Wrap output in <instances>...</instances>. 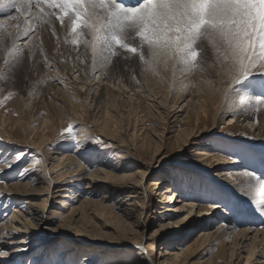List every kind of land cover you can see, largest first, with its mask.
<instances>
[{
  "label": "rangeland",
  "instance_id": "1",
  "mask_svg": "<svg viewBox=\"0 0 264 264\" xmlns=\"http://www.w3.org/2000/svg\"><path fill=\"white\" fill-rule=\"evenodd\" d=\"M36 16H38V13ZM35 25L36 27L40 25L46 26L49 29H52V27L57 28L59 33L57 34V41L60 39L59 45L61 47L58 51L50 49L51 51L48 53L52 56L55 54L58 63L61 62L60 64L71 67L74 62L71 58V53L81 47L75 48V45L71 43L72 35L64 33V29L67 30V27H62L54 16L50 19L47 16L43 19L39 18ZM34 32H31L29 37L24 40V45L20 46L21 51L16 54V59L7 63L8 66L4 67L5 69L1 68L0 70V130L4 132L6 138L8 136L11 137V141L14 143L12 145L13 148L8 150L7 146L4 145L5 143L1 141L3 140V135H0V160L17 152L24 153L23 159L16 164L17 167L14 166L11 169L0 172V181L8 182L7 185L4 183H0V185L7 187V189L16 186L17 192L15 194L17 203L14 206L10 205L11 207L5 208V204L0 203V225L10 217L11 211H15L16 216L23 217L28 222L27 226L32 228V225H34L37 229V234H34L31 239L35 242L28 244V246H33L32 252L21 259L9 258L11 262H5V264H23V262L30 264V259L35 256V253L40 254L42 257L39 259L38 264H78L81 263L82 256L94 254H99L98 256L96 255L97 259L94 260V264H114L115 261L131 257L135 251L134 245L141 243L145 237H147V244L144 245L147 264L150 261L157 264L159 253H164L161 249L173 250L175 247L191 244L197 239L200 232L211 234L218 225L217 223L206 224L204 219L209 218V216L203 213L198 216L199 214L195 212V209L190 213L188 210L186 211L189 208H186L184 212L180 210L178 213L176 209H179L188 200L192 199L198 206L213 202L216 194L227 198V193H229L231 200L228 204H225L226 199L220 201L221 208L215 209L214 212L224 216V211L222 210L228 209L230 214H234V217L239 218L238 216H241L242 212L251 209L249 204L246 205L244 200L235 196L234 193L219 188L214 180L221 175L228 176V173L235 174L245 170H255L258 175L264 176V143L254 138L248 141L238 139L239 132L235 120L221 113V107L217 113L212 105H209L207 108L209 112L207 124L203 123L200 125V130L205 129V132L199 134L196 138H191L186 145L182 146V141L176 142L173 137L176 130L182 128V122L178 123L177 120L180 119V114H182L181 117H184V113H176L178 109L172 110L164 125V122L159 119V115L161 116L164 111L163 107L166 112H169L168 106H163L160 103L162 109L155 107L153 110L149 107V104H154V106L159 104L161 99L160 97V99L155 97L156 95L154 94H158L157 90L150 88L149 82L154 81L156 79L155 74H158L160 81L163 83L160 87L164 88L168 82L167 75L169 74V68L166 65H171L173 61H168L167 63L159 62L155 65L154 71L147 70V66L140 59V52L143 51L147 58L148 48L142 44L134 32H129L126 42L136 46L138 48L137 53L132 54L123 49H117L118 55L112 57L111 62L105 68H114V74L112 75L114 82L120 81L121 84L126 86L131 84L130 87L139 86L142 88L137 89L135 94H133V92H129V89L122 88V85H119L121 87L120 91H116L110 86V93L106 96V100H108L107 109L117 122L118 129L114 134L105 136L97 132L96 121L99 117L94 114V110L92 112L91 109L86 114L81 109H77L78 115H76L74 109L65 99L61 97L48 99L44 86V70H42L43 73L38 72L34 67L37 59H35V56H37L36 53L39 50L40 42H38L39 44L35 43V45L31 42L28 46H25L35 35ZM83 38L91 40V35L87 33V30H85ZM10 39L8 38L9 41L6 40L4 48H8ZM19 43L21 44V42ZM82 46L89 59L90 57L92 58L91 48ZM203 49V55L197 58L194 66V68H199V70L214 65L213 50L207 41L204 42ZM6 50L0 52L1 58H5V55H8ZM17 56L19 57L17 58ZM37 57L40 58V55ZM11 58L7 59L10 60ZM85 59L87 60V56H85ZM84 61L82 60L81 62ZM178 66L180 65L176 64L173 68ZM125 70L131 71V76L126 75ZM169 98H164L166 104L171 101ZM173 115L177 116L176 118L178 119L174 120ZM69 125L74 127L80 140L87 141L86 146L75 148L73 146L74 142L66 138V133L64 137L61 136L63 130ZM141 125L144 126L142 131L137 134V137H135V134L133 137V130L136 132ZM37 128L40 129L38 133L36 132ZM26 137L35 139L43 137V143L35 149H29L26 146ZM91 137L101 138L105 142V146L93 144L89 139ZM156 144L158 148L162 147L158 149L157 155L153 157V146ZM211 149L219 156L220 166L210 169L203 168L199 164L201 160L199 152ZM46 152H49V154L57 153V158L63 155L71 156L70 161L73 159V162L76 163L73 167L79 169L82 164L81 171L86 174H92L97 163H101L99 165L100 168L104 165L103 169L110 172V166L115 163V157L120 156V154L121 157H124V159L120 160L123 163L124 171L122 170L119 175L117 174L118 176L134 172L141 173L149 165L150 160L155 159L158 163H152L151 167L155 168L142 180L141 187L146 190L150 182L165 177L168 179L169 185H174L173 188L180 198L168 202L160 199L157 196L158 192L154 191L156 196L154 194L151 195L149 188L146 190L148 194H146L144 199L143 207L136 202L134 205L132 200L124 202V205H122L123 203L119 202L121 200L119 198L123 199L127 194H122L120 197L119 195H113L114 197L109 198L105 192L107 186H110L109 182H102V184H97L100 189H97L91 196V201L95 203L101 202L100 206L104 209L102 216L97 215L96 211L100 210L97 207L94 210L97 219L89 217L91 219L86 221V218H84L81 225L76 222L71 223L72 220L69 221L67 216L69 200L61 197H68L69 199L73 194L71 189L68 190V193L61 192L60 189L63 188V184L66 182L53 184L52 179L58 173L56 175L52 174L51 177L44 173V180L40 184L29 183L25 187H20L24 183L29 182L28 180L25 181L26 179L24 181L19 179L18 173L23 167L28 166L33 171L40 169V172L45 170V168L49 169L51 167L49 155ZM226 154L233 156V158L229 159ZM238 161L245 165L240 167L232 165V163H238ZM102 163L104 164L102 165ZM64 164L68 165V163ZM44 165L46 166L45 168ZM59 168H61V171L66 170L62 166ZM175 169L191 175L194 181L191 187L183 185L173 177L172 172ZM132 179L139 181V177ZM112 183L119 185L113 180ZM57 190L60 192L57 193ZM102 197H105V199H101ZM47 198L48 201L46 202ZM175 200L179 202L174 203ZM126 203H132V205L126 207ZM230 203H232L231 206L229 205ZM118 205H121L120 209L122 212L115 210ZM28 207H32L38 214H43L45 219L47 218L46 222H44L45 227L37 226L36 221L29 219V216L24 214L25 208ZM5 209L8 212H3ZM90 209L92 210V208ZM166 209H168V212H163ZM185 216L188 217L187 220H184L179 227L169 226L156 237L152 236V232L157 228L162 225H172L175 221ZM225 216L227 220L230 219L227 215ZM5 217L7 218L5 219ZM19 217H17L16 221L22 222ZM77 217H74L73 220H77ZM247 218L244 217L246 221L241 219L243 224L249 223ZM255 224L256 226H262L263 222ZM75 225L82 228L86 225V228L83 229L84 232L75 231L73 229ZM12 226H18V224L12 223ZM5 232L0 230V236ZM29 232L32 233L31 231ZM25 236L23 233L14 234L11 241L0 238V248H13L15 244H7L16 243L18 240L24 239ZM220 242L219 238H217L208 244L198 243L190 246L184 256L183 264L226 262L228 251L224 249V245L220 244L219 246L217 244ZM249 243L250 241H248ZM243 256L245 257V254ZM3 260L6 261L5 259ZM138 261L139 264H145V257L138 256ZM182 262L183 259H180L178 263H171L182 264ZM237 264H245V260H241Z\"/></svg>",
  "mask_w": 264,
  "mask_h": 264
},
{
  "label": "bare ground",
  "instance_id": "2",
  "mask_svg": "<svg viewBox=\"0 0 264 264\" xmlns=\"http://www.w3.org/2000/svg\"><path fill=\"white\" fill-rule=\"evenodd\" d=\"M124 2L126 4H135L137 0H124ZM13 12L14 9H9L6 12H0V25L3 26L0 27V52H4V50H6L7 47L4 48V44L6 43V40H8V38H11V41L8 42V48L6 50L8 52V55H5V58L7 57L9 59L10 57H12L10 60H5V58L0 57V70L1 68L8 66L7 63L16 59V56L13 57L9 55L8 51L10 48H12L13 44H17L20 48V46L24 45V40L29 37L31 32L35 31V35L25 44V46H28L31 42H33L34 45L35 43L40 42V47L38 48L39 50L36 53L37 56L40 55V58L35 56V59H37L35 60L34 67L38 72L40 71L43 73L42 70H44V86L48 99H55L58 97L65 99L66 102L72 107V109H74L76 115H78L76 112L77 109H81V111L84 113L89 112V110L91 109L92 112L94 110V114H97L99 117L96 121L97 132L102 135L104 134L105 136L114 134L118 129V124L114 120V117L109 114V111L107 109L108 100H106V96L110 93V88L112 87L113 89H116V91H120L121 87L127 88L129 89V92H133V94H135L136 90L140 87H130L131 84L126 86L121 84L120 81L114 82L112 77V75L114 74V68L107 69L105 67H102L94 70L92 66V58L90 57L89 59V56L85 54L82 45L79 46L81 47L79 48V50L75 49V51L71 53V58L74 61L71 67L60 64V61V63H58L57 58L55 57L56 55L54 54L52 56L50 55V53H48L49 51H51L50 49L58 51L61 47L59 45L60 39L57 41V34H59L57 32V28L52 27V29H49L46 26L42 25L36 27L35 23L37 24L39 17L36 16L38 10L35 7H33L31 12V16L33 17V19H26L25 15H21L17 12L13 14ZM30 26L33 27L32 31L28 36H24V29ZM65 30L66 29H64L65 34L71 35L69 31L67 32L68 28L66 31ZM19 42H21V44ZM75 48L78 47L75 46ZM212 50L214 54L212 56L214 58L213 66L211 65L200 70L199 68L196 69V67H192L189 70L185 69L182 65L178 66L177 68H173V62H171V65H166L169 68V74L167 75L168 82L166 83V86L164 88L160 87V85L163 84L160 81V76L158 74H155L156 79H154V81L152 82H149V86L150 88L157 90L158 94L154 95H156L155 97H157V99H161L159 100V104L155 106L154 104H149V107L154 110L155 107L162 109V105L168 106L169 112H166V109L163 107L164 111L162 112L161 116L159 115V119L164 122V125L166 124L167 118L168 116H170V112L172 110L175 111V109H178L176 113H184V117H181L182 114H180V119L177 120L178 123L182 122V128L176 130L173 137L176 142L181 140L182 146L186 145V143H188L191 138H196L199 134L205 132V129L200 130V125L207 122L209 115L207 108L209 107V105H212L215 112L219 111L218 109H220L221 107V113H223L226 117L228 116L231 117L232 120H235L239 132V136L237 137L238 139H242V141H248L249 139L254 138L264 143V106H261L258 109L256 107L248 108L246 102H237L234 98H226L225 89L228 84V78L225 75L220 74L221 69L217 62V53L215 49L212 48ZM85 56H87V60L85 59ZM18 57L19 56H17V58ZM82 60L85 61L81 62ZM50 69L52 70L50 71ZM125 74L131 76V71L125 70ZM119 85L122 86L120 87ZM168 97H170L169 99L171 101L167 102L166 104L164 98L167 99ZM160 103L162 104L161 106ZM172 117L174 118V120L178 119L175 115H173ZM143 128L144 126L141 125V127L137 129L136 132L133 130V137L134 134L135 137H137V134L141 132ZM36 132H40V129L37 128ZM0 135H3V140L1 141L5 143L4 145L7 146V149H12V145H14V143L11 141V137L8 136V138H6L2 130H0ZM25 142L26 146L29 149H35L36 147L42 145L43 137H39L36 139L33 137H26ZM157 146V144L153 146V157L157 155L158 149H161L162 147L161 145V147L159 148ZM132 147L135 148L134 145H132ZM213 152L214 151L212 149L201 150V152H199V156L201 157L199 164L203 168L210 169L214 168L215 166H220L219 156L216 155L215 152ZM46 154L49 155L51 167L47 169L44 165L45 170H42L43 173L39 171L40 169L33 171V169L31 168L32 170L25 177H19L20 180L24 181L26 179L25 181H29L28 183L23 182L24 184L20 187H25L29 185V183L40 184L44 180V173L48 174L50 177L52 174L56 175L58 173L52 179V181L54 182L53 184L66 182L63 184V188L60 189L61 192L68 193V190L71 189V192L73 194L69 199L68 197H61L67 198V200H69V205H67V216L69 217V221L72 220L71 223L76 222L81 225L84 218H86V221H89L91 218L97 219L96 215L94 214V210H96L97 207L100 208V210L96 211L97 215L102 216V214L104 213V209L100 206L101 202L98 201L95 203L91 201V196L97 191V189H100V186H98L97 184H102V182H109L108 184L110 186L106 185L107 189H105L106 195L109 198L113 195H119L120 197L122 196V194H127V196L123 199L121 197L119 198V200L121 199L119 202L123 203L122 205H124V202H129L132 200L134 205L136 202L139 203L141 207H143L142 205L144 203V199L146 198V194H148L146 190H148L149 188L151 195L154 194L156 196L155 192H158L157 196H159L162 200H167L168 202L172 201L168 199L169 195L175 196L178 199L180 198L173 188L174 185H169V181L165 177H161L160 179L150 182L149 187H147L148 189L146 190L141 187L142 180L148 173L152 171L153 168H155L151 167L153 160H150L151 162L149 163V165H147L141 173L134 172L118 176L119 173L122 172V170L124 171L122 166L123 163H121L120 161L122 160V158L124 159V157H121V154L120 156L115 157L116 160L115 163L110 166V172L103 169L104 163H102L103 166L101 168L99 166L101 163H97L92 174H86L84 172L82 173V164L81 168L79 169L73 167L76 163L73 162V159L72 161H70L71 156L69 157L63 155L57 158V153L49 154V152H46ZM64 163H68V165H65ZM155 163H158V161H155ZM232 165H234L235 167H240L245 164L238 161V163H232ZM60 166H62V168H66V170L61 171V168H59ZM244 173L245 171H241L240 173L236 172L235 174L228 173V176L221 175L218 178H215L214 181L222 190L230 193L232 192L235 196L243 199L244 203H246V205L249 204V207L251 209L242 212V215L238 216L239 218H237L234 217V214H230L228 212V209L222 210L224 211V216H220L218 212H214L215 210L210 209L208 207V204L198 205L195 208V212L199 214L198 216H200L202 213H210L208 214L209 218H205L204 220L206 221V224L217 223L218 225L215 227V230L211 234L200 232L197 236V239H195L191 244H184V246L175 247V249L173 250H168L167 248L161 249V251L164 253H159L157 264H172L173 262L178 263L180 259H183V264L185 259L184 256L190 246L196 245L198 243L208 244L209 242L211 243L217 238H219V240L221 241L217 244H219V246L220 244L224 245L223 247L228 251V254L226 262L221 263L218 261L216 264H237L241 260H245V264H264V214L259 212L258 204L250 203L243 194L241 185H243L245 181L255 183V181H252L251 178L247 177ZM136 177H139V181L132 179ZM112 180L119 185H115L113 183L111 184ZM170 189L172 190V192L169 191ZM0 192L11 193V196L0 198V203H4L5 208L10 205L14 206L17 203L15 196V194H17L16 186L12 188L9 187V189H7V187L0 185ZM56 192L58 193L60 191L57 190ZM101 199H105V197H102ZM230 200V194L227 193L225 204H228ZM47 201L48 198L46 199V202ZM175 202L179 201L175 200L174 203ZM193 203L194 202L192 199L188 200L179 209H176V211H178L179 213L180 210H183L184 212V209L189 208L186 209V211L188 210L191 213L192 211H194V208L192 207ZM130 205H132V203H126L125 206L127 207ZM229 205L231 206L232 203H230ZM120 206L121 205L116 206V208L114 207L117 212L119 210V212H122ZM90 208H92L93 211ZM25 210L26 211L24 212V214H27L29 216V219L36 221L37 226L45 227L44 222H46L45 220L47 218L45 219L43 214H38L32 207L25 208ZM3 212L6 213L8 212V210L5 209ZM163 212L167 213L168 209L164 210ZM107 214L109 215V213ZM225 215H227L230 219L227 220V217ZM17 217L19 216H16L15 211H11L10 217L0 225V230L6 231L7 233L13 235L20 233L25 234L27 237L25 236L24 239H20L16 243H8L7 245L15 244L16 247L23 246L28 250L23 252L13 250L10 257L3 258L6 260L5 262L8 263L11 262L9 258L21 259L27 257L32 252L33 248V246H28V244H31V242H35L31 239L34 237V234H37V229L34 225H32V228H30L29 226H27L28 222H26L23 217H19L22 222L16 221V219H18ZM74 217H77V220H73ZM244 217H248L247 221L249 223L243 224L241 219H244ZM244 220L246 221V219ZM262 222V226H256L255 224H260ZM12 223H17L18 226L11 227ZM85 226L82 228L81 226L75 225L73 229L75 231L84 232L83 229L86 228ZM8 228L12 229L9 230ZM18 229H20V231H18ZM29 231H31L32 233H30ZM13 235L11 237L4 236L2 238L11 241L13 240ZM248 241H250L249 244ZM3 249H6V247H4ZM244 254L245 257L243 256ZM96 255L97 254L90 256L84 255L81 258V263L78 264H94V260L97 259V256L99 254L97 256ZM41 258L42 257L40 254L35 253V256L30 259V264H38V261ZM236 261L238 262L235 263ZM149 264H156V262L150 261Z\"/></svg>",
  "mask_w": 264,
  "mask_h": 264
},
{
  "label": "snow or ice",
  "instance_id": "3",
  "mask_svg": "<svg viewBox=\"0 0 264 264\" xmlns=\"http://www.w3.org/2000/svg\"><path fill=\"white\" fill-rule=\"evenodd\" d=\"M33 7L38 10L40 19L54 16L62 27H67L73 45L91 48L94 70L107 66L111 58L118 55L117 49L137 53L138 48L126 42L129 32H134L147 46V58L141 51L140 59L150 71L155 70L157 63L168 61L190 70L203 55V44L207 41L217 53L220 74L228 78L226 98L246 102L248 108L264 106V0H137L135 4H126L124 0H0V12L14 9L26 19H33ZM85 30L91 40L83 38ZM31 31V26L25 28L23 35L28 36ZM8 51L15 57L20 48L14 43ZM65 133L75 148L86 146L87 141L78 138L72 125L65 128L61 136ZM89 139L97 146H105L99 137ZM23 156V152H17L0 160V172L13 168ZM31 170L25 166L18 175L25 177ZM244 174L255 183L245 181L241 185L243 194L250 203L258 204L259 212L264 214V176L255 170H245ZM172 175L185 186L191 187L194 183L191 175L179 169L173 170ZM0 183L7 185L8 182ZM5 196H11V193L0 192V198ZM215 196V200L208 203L212 210L221 208L220 201L226 199L220 194ZM168 199L176 197L169 195ZM192 207L195 209L197 204L193 203ZM187 218L185 216L172 225H162L152 232V236L156 237L169 226L179 227ZM12 235L5 232L0 238ZM145 244L147 237L134 245L131 257L114 264H139L138 256H144L147 264ZM13 248L20 252L28 250L23 246ZM13 248H0V258L10 257ZM0 264L5 261L0 259Z\"/></svg>",
  "mask_w": 264,
  "mask_h": 264
}]
</instances>
